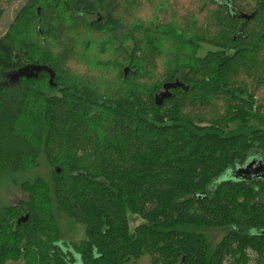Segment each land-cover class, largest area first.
<instances>
[{"label": "trees", "instance_id": "1", "mask_svg": "<svg viewBox=\"0 0 264 264\" xmlns=\"http://www.w3.org/2000/svg\"><path fill=\"white\" fill-rule=\"evenodd\" d=\"M34 1L30 35L20 15L0 44V70L53 79L0 88V199L13 186L28 199L22 210L0 200V264L15 253L25 264H264V179H234L264 165V0H231L251 13L244 38L240 19L207 0ZM148 4L158 26L138 15ZM199 46L211 51L198 58ZM171 48L178 58L162 66ZM41 157L49 187L22 181ZM55 211L82 242H60ZM214 229L227 233L211 249L201 231Z\"/></svg>", "mask_w": 264, "mask_h": 264}, {"label": "rangeland", "instance_id": "2", "mask_svg": "<svg viewBox=\"0 0 264 264\" xmlns=\"http://www.w3.org/2000/svg\"><path fill=\"white\" fill-rule=\"evenodd\" d=\"M40 3H45L46 0H38ZM159 1V0H158ZM34 0H0V10L2 11V15L0 18V44L3 43L4 41H6L7 43H9V34H10V28L14 25L15 20H17L18 17H22L23 22L19 23L21 24V28L22 31L25 33V35H30L31 33V27L32 24H28V23H32V21L34 20V8H30V14L28 15L29 11L25 14L26 10L30 7V5L35 4ZM38 5V4H37ZM37 5H33V7H37ZM160 3H157L156 6V10L157 13H159V10L161 7ZM146 10H143L140 14H138L140 17H144L142 20L143 21H148L151 20L152 21V25L155 24L156 26H158V24L155 23V20L153 19V16L156 14V10L155 7L150 8V5L148 4L146 6ZM24 14V15H23ZM133 15H131V17L129 18V24H123V26H126V28L128 29V27L131 26L132 24V20H133ZM90 19V18H89ZM35 21V20H34ZM34 25V24H33ZM148 27V26H145ZM150 27V26H149ZM167 26H161V31H164V28ZM170 29V28H169ZM12 34V33H11ZM165 37V36H163ZM177 36H167L168 40L171 41H175L177 39ZM17 38H21L22 37L19 35V37L17 36ZM166 38V37H165ZM15 39V36H14ZM100 40H108L110 39L109 36H105V35H101ZM131 43L128 42L126 45H124V48L128 49V47L130 48ZM112 48L116 49L118 46L117 44L114 43L111 44ZM169 47V45L167 46V48ZM49 51H51V47L49 46ZM170 51H172L173 53L168 54L167 56L162 54L163 56L160 57V59L158 60V63L161 64L163 66V63H165L169 58L174 59V58H178V49H174L171 48ZM209 51H211V49L208 46H199V49L197 51V56L198 58H202L206 55V53H208ZM39 52V50H37V53ZM180 54V53H179ZM176 62V61H175ZM161 66V68H162ZM86 69H89V72L91 73H97L91 66H87ZM116 70L115 72L112 73V75L116 74ZM93 73V74H94ZM9 75H11V73L5 72L0 70V88L2 89H11L14 90L16 88V82L14 79H12ZM108 76H111V71H109ZM262 107L264 108V97L262 99ZM36 110V105L35 103L30 100L29 102V107L26 110V115L25 117L21 120L20 119V124L19 127L21 129V131L25 134L27 132H29L28 126H29V122H30V117L32 116V114L34 113V111ZM264 110V109H263ZM53 170L52 168L49 167V165L45 162L44 158L41 157L38 160V165L36 166V168L31 169L30 171L27 172V174L25 175L24 179H22V181L26 180L28 182H33L35 179H41L43 180L48 187L52 185L53 182ZM21 182V181H20ZM1 202L3 203V205L5 206H12V207H17L18 209L22 210V206H24V204H26L27 202V195L24 194L22 191H20V189L16 188L13 186L9 187V189H7L6 191H2L1 192ZM38 205L41 204V201L38 197ZM54 218L59 230V236H60V242L62 244H66V245H78L80 242H82L84 240V229L75 224L74 222L70 221L65 215H63L60 212H54ZM128 226L131 230H133L138 224H140V221L134 217L129 215L128 216ZM203 233V235H205L208 244L210 245L211 249H214V247L222 240V238L226 235L227 233V229H214V230H207L201 231ZM21 247V246H20ZM16 255V253H15ZM11 256V258L7 259L5 261L4 264H25L26 260H25V256H22V254H19L20 256L18 257L16 256ZM6 256L9 257V254H7ZM30 257L28 256L26 259H29ZM128 264H133V263H128ZM134 264H148V261L146 259H142L137 261Z\"/></svg>", "mask_w": 264, "mask_h": 264}, {"label": "water", "instance_id": "3", "mask_svg": "<svg viewBox=\"0 0 264 264\" xmlns=\"http://www.w3.org/2000/svg\"><path fill=\"white\" fill-rule=\"evenodd\" d=\"M245 19H248L249 17L242 16ZM43 71L49 74V83H51L53 79V73L45 70L44 68H40L38 66H26L19 71L15 73H11L9 75L12 79L18 80L21 77L29 78V77H37L38 74ZM124 72H127V69L124 70ZM176 87H180V84L178 82H175L173 84H165L162 86V90L157 92L155 95V103L157 105L161 104L163 100L170 97L169 90L175 89ZM243 179L247 181H253L256 179H264V165L261 162H256L255 160L249 161L244 168H240L235 171L234 179ZM26 220V218L24 219Z\"/></svg>", "mask_w": 264, "mask_h": 264}, {"label": "flooded vegetation", "instance_id": "4", "mask_svg": "<svg viewBox=\"0 0 264 264\" xmlns=\"http://www.w3.org/2000/svg\"><path fill=\"white\" fill-rule=\"evenodd\" d=\"M211 5H214L217 8H220L223 10L227 18L236 17L237 19H240L238 29L236 34L239 35L241 38L245 37L246 34V26L247 21L244 17H249L250 14L247 12L246 8L243 5H239L237 9L234 6H231V0H207ZM232 14V17H229V15ZM16 81V80H15Z\"/></svg>", "mask_w": 264, "mask_h": 264}]
</instances>
